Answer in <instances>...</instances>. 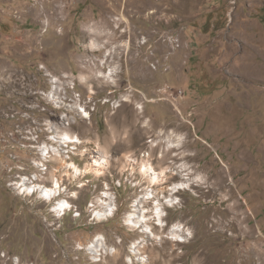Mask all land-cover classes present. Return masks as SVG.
Returning a JSON list of instances; mask_svg holds the SVG:
<instances>
[{"label":"rangeland","instance_id":"obj_1","mask_svg":"<svg viewBox=\"0 0 264 264\" xmlns=\"http://www.w3.org/2000/svg\"><path fill=\"white\" fill-rule=\"evenodd\" d=\"M0 264H264V0H0Z\"/></svg>","mask_w":264,"mask_h":264},{"label":"bare ground","instance_id":"obj_2","mask_svg":"<svg viewBox=\"0 0 264 264\" xmlns=\"http://www.w3.org/2000/svg\"><path fill=\"white\" fill-rule=\"evenodd\" d=\"M116 20H118L117 21V25H118V23H119V20L121 19L123 22H125L126 24H127V28L128 29H123V32H124V34H127V33H130V36H128V39L127 40H125L126 42H123V46H125V48L126 49H128L132 44H133V30H132V28H129V26L131 25V20L124 14V13H122L121 14V16L120 17H116L115 18ZM117 27H119V26H117ZM109 30L108 29H106V28H103V29H100L99 31H97L94 35H95V37L94 38H92L91 40V42H90V44H91V46H89V47H92V49H93V51H94V53L96 52V51H100L101 49H102V47L105 45V39H107L108 37H109ZM107 50H109L110 51V54H111V52H112V50L111 49H107ZM130 55V54H129ZM92 65L93 66H95L96 65V62L95 61H93L92 62ZM132 66H131V70H130V72L132 71V69H134L135 67H137V68H139V67H143V66H145V64L143 65V63L141 62V61H138L136 58H133L132 59V64H131ZM103 66V65H102ZM110 66V72L108 73V72H106V71H104V72H102V71H97V74H96V77H100L99 79L101 80V79H108V81L110 82V81H112V82H115L116 83V81H117V78H116V73L118 72V70H117V66L116 65H114V64H111V65H109ZM124 66V65H123ZM92 70V69H91ZM100 72V73H99ZM99 79H97V80H99ZM57 81V80H56ZM81 81L83 82V83H88L89 82V80H88V77L86 76V75H82L81 76ZM55 89H56V87H55ZM178 109V108H177ZM85 112H86V109H85ZM86 116H90L87 112H86ZM134 120L136 121V117L134 118ZM135 123V122H134ZM145 126H147L146 124H145ZM66 136H67V140L68 141H72V142H75V141H77L76 139H74V136L73 135H71V134H69V133H66ZM180 142V141H179ZM49 150H50V148H49ZM98 156H100L101 158H107L108 156L106 155V154H104V153H101V154H98ZM129 156V155H128ZM94 158H96V157H94ZM108 160V159H107ZM105 161L106 163H108V161ZM129 161H132L131 160V158H129L128 157V159H127V162H129ZM94 162L96 163V165H104V163H102L101 162V159L99 158H96L95 160H94ZM61 165L62 166H64V167H66V165H65V163H66V161L64 162V160H61ZM70 166L71 167H73L74 169H76V170H78V166L76 165V163L75 162H72L71 164H70ZM124 166L125 165H123V168H124ZM96 170L97 171H99L100 172V170H102L101 168H96ZM141 171H143L144 172V174H146V175H149V177H150V180H151V182H157V181H160L161 179H163V177H164V173H165V170L163 169V170H161V171H157L154 167H153V165H152V163H150L149 161H144V163L141 165ZM69 174V170L67 171L66 170V175H68ZM99 174V173H98ZM149 180V181H150ZM54 187H50V188H47L46 189V191L45 192H43V193H45V194H47L48 196H49V198H53L55 195L54 194H56V192H57V187H58V189H59V187H60V184H61V179L59 178V177H57V178H55L54 179ZM106 198H109V200L105 203V205H106V207H105V209L103 210H98L97 211V215L100 217V218H103V217H105V216H108V215H114L115 214V207L113 206V204H112V202H113V200H112V198H111V196H106ZM60 204V206H58ZM138 206V205H137ZM57 208V210H62V209H64V213L69 209V207H70V202L68 201V200H66V199H60V201L58 202V204H57V206H56ZM163 208H158V210H157V214H158V216L160 217V220L161 221H163V219H162V216H163ZM141 216H143V219H140L141 218ZM129 221L130 222H132L133 224H135V223H138V222H142V221H146L147 219H146V214H142V211L139 209V208H135V211L133 212V213H131L130 214V216H129ZM139 225V224H138ZM149 226H151V225H149ZM148 229V228H147ZM177 231H180L179 229H176ZM176 230H174L175 232V235H181V233H177L176 232ZM147 231V230H146ZM149 231H153V229L151 228ZM185 235V234H184ZM183 234H182V236H184ZM185 237V236H184ZM181 241V240H180ZM104 244V242H103V240H99V241H97V242H93V244L91 245V247H88L91 251H96V252H99V251H102V252H104V250H106L105 249V245H103ZM144 246V245H143ZM133 252H140L141 253V250H140V247H138V249H136V250H133ZM142 259L143 261H147L146 260V258L145 257H141V256H139V259Z\"/></svg>","mask_w":264,"mask_h":264},{"label":"built area","instance_id":"obj_3","mask_svg":"<svg viewBox=\"0 0 264 264\" xmlns=\"http://www.w3.org/2000/svg\"><path fill=\"white\" fill-rule=\"evenodd\" d=\"M15 133H13V132H11L10 134H9V136H13ZM68 142H71V141H68ZM66 146H67V148H66V152H68L69 153V148H71L72 146L71 145H69V143H67L66 144ZM50 150L49 149H47V152L48 153H50L49 152ZM35 179H37V177L35 176V177H28L27 176V179H24V178H21L19 181H17V188L18 189H20V191H23V190H28L30 187V184H33V183H35ZM29 180H30V183H29ZM31 187H33L32 185H31ZM32 191H34V189H32Z\"/></svg>","mask_w":264,"mask_h":264},{"label":"clouds","instance_id":"obj_4","mask_svg":"<svg viewBox=\"0 0 264 264\" xmlns=\"http://www.w3.org/2000/svg\"><path fill=\"white\" fill-rule=\"evenodd\" d=\"M76 140H77V139H76ZM76 142H78V141H76ZM76 142H75V143H76Z\"/></svg>","mask_w":264,"mask_h":264}]
</instances>
